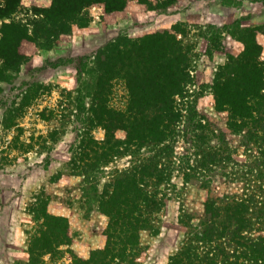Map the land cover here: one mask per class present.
<instances>
[{
  "label": "rangeland",
  "instance_id": "rangeland-1",
  "mask_svg": "<svg viewBox=\"0 0 264 264\" xmlns=\"http://www.w3.org/2000/svg\"><path fill=\"white\" fill-rule=\"evenodd\" d=\"M50 3L20 0L12 18L31 21L37 8ZM104 12L102 4L87 6L83 10V17L90 20L87 29L75 30L69 39L55 40L50 47L44 41L32 43L27 59L0 78V264H28L29 239L46 228L42 214L46 210L67 216L72 241L47 253L41 264H87L83 259L108 240L117 241L121 229L110 225V217L100 208L104 190L150 160L160 161L167 171L158 186L164 204L141 230L138 243L129 244L124 255L109 257L108 264H170L189 241L206 249L195 240L204 222V202L211 196L243 192L242 181L230 180L236 168L233 161L201 165L200 159L204 150L221 146V138L238 148L236 159L247 158L238 145L241 134L216 109L212 85L230 56L243 51L240 37L247 28L258 31L264 60V0H178L165 9H146L134 0L127 14L112 23L105 21ZM10 19L0 18V29ZM173 26L181 30L178 36L189 59L185 94L177 96L183 115L166 141L171 146L122 147L96 166L81 169L84 163L74 158L84 131L98 140L105 137L102 125H90L100 51L120 38ZM128 99L125 80L115 78L107 105L126 109ZM196 107L210 118L197 117L195 126L186 130L187 114ZM117 135L125 137L123 131ZM190 162L197 168L185 175Z\"/></svg>",
  "mask_w": 264,
  "mask_h": 264
},
{
  "label": "trees",
  "instance_id": "trees-1",
  "mask_svg": "<svg viewBox=\"0 0 264 264\" xmlns=\"http://www.w3.org/2000/svg\"><path fill=\"white\" fill-rule=\"evenodd\" d=\"M3 1L0 18L11 19L3 21L0 29V78L7 69L27 59L32 43L40 45L44 41V46L50 47L55 40L69 39L75 30L87 29L90 20L83 17L87 6L102 4L103 18L112 23L127 14L134 0H51L50 5L37 8L36 16L28 22L12 18L20 0ZM135 1L146 9H165L178 0ZM179 32L177 26L152 28L137 37L120 38L100 51L97 59L100 75L90 107V125H102L105 137L98 140L88 130L84 131L81 148L74 158L84 163L81 169L96 166L122 147L141 148L154 143L165 150L171 146L166 141L174 133L173 124L183 115L178 109L177 96L185 94L188 80L189 58ZM242 34L243 51L230 56L216 74L212 87L216 109L224 115L228 126L241 134L238 145L245 150L247 158L236 159L238 148L229 147L221 138V146L203 151L200 163L233 161L236 168L230 180L242 181L243 192L236 196L209 197L204 202L203 225L195 236L206 249H199L198 243L189 241L171 257L170 264H264L263 46L255 27L247 28ZM117 77L123 78L129 89L126 109L107 105L109 87ZM197 117L200 121L210 118L197 107L190 109L184 128L191 130ZM118 131H123L125 137H118ZM164 168L160 161L150 160L134 166L125 178L113 180L111 187L104 190L100 208L110 217V225L121 229L117 241L108 240L104 248L92 250L83 259L87 264H108L109 257L124 255L131 247L129 244L138 243L141 230L150 225L153 213L164 204V194L158 188L165 181ZM196 168L190 162L184 174ZM47 211L42 212L47 219L46 228L29 239L28 264H41L47 253L72 241L67 216Z\"/></svg>",
  "mask_w": 264,
  "mask_h": 264
}]
</instances>
